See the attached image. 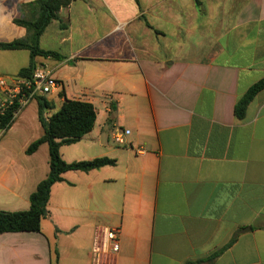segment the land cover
Masks as SVG:
<instances>
[{"label": "crops", "instance_id": "0c3cea01", "mask_svg": "<svg viewBox=\"0 0 264 264\" xmlns=\"http://www.w3.org/2000/svg\"><path fill=\"white\" fill-rule=\"evenodd\" d=\"M34 1L0 0V43L25 37L15 20ZM59 16L40 47L60 60L35 59L60 84L46 115L65 100L97 112L62 159L116 164L65 173L40 233L0 235V264H264V90L235 115L264 78V0H72ZM30 63L28 50H0V78ZM12 129H0V210L27 211L49 149L27 156L25 143L19 163ZM117 131H130L124 144Z\"/></svg>", "mask_w": 264, "mask_h": 264}, {"label": "trees", "instance_id": "16d2710c", "mask_svg": "<svg viewBox=\"0 0 264 264\" xmlns=\"http://www.w3.org/2000/svg\"><path fill=\"white\" fill-rule=\"evenodd\" d=\"M72 0H36L21 7L22 16L15 23L26 29L24 38L10 43H0V50L25 49L31 53V63L20 71L23 78H31L37 69L36 57L59 59L56 52L45 51L40 47V40L46 28L60 19L61 9L70 5ZM264 90V78L255 83L235 106L238 119L245 116L247 107L258 93ZM39 120L43 128V135L32 142L26 150L32 155L46 144L49 149V174L30 195V209L19 212L0 210V235L5 233L41 232L42 220L48 216V205L51 189L56 183L63 181V175L70 171L88 173L103 167L113 166L115 160L99 158L91 161L67 163L62 159L60 149L65 145H72L80 141L94 129L97 112L88 102L65 100L59 111L51 116L46 115L49 103L45 98H38ZM17 117L14 109L0 111V129H8ZM216 256V255H215ZM192 264V263H190Z\"/></svg>", "mask_w": 264, "mask_h": 264}, {"label": "built area", "instance_id": "2783aa9c", "mask_svg": "<svg viewBox=\"0 0 264 264\" xmlns=\"http://www.w3.org/2000/svg\"><path fill=\"white\" fill-rule=\"evenodd\" d=\"M60 86L57 79L53 77L50 70L37 68L31 78L16 77L11 80L0 78V91L2 101L0 111L8 108L14 109L17 117L32 101L53 93ZM130 131H117L114 140L117 144H124V135ZM119 230L111 229L106 233L103 249L110 254H115L119 249Z\"/></svg>", "mask_w": 264, "mask_h": 264}, {"label": "rangeland", "instance_id": "374dc122", "mask_svg": "<svg viewBox=\"0 0 264 264\" xmlns=\"http://www.w3.org/2000/svg\"><path fill=\"white\" fill-rule=\"evenodd\" d=\"M25 110L26 113H24L21 117L17 118L18 120L15 119V121L11 125L13 129L10 133L13 138L17 139L18 142L17 154L19 157V163H20V158L23 157V152H24L22 145L27 143L29 147V145L32 142L38 140L43 134L41 124L36 118H34V114H33V111H35L34 105L28 106ZM46 155L47 154L45 152V147H44V149H41V151H39L35 155V157H33L32 166L34 167L35 172L38 169H42L43 167H45Z\"/></svg>", "mask_w": 264, "mask_h": 264}]
</instances>
